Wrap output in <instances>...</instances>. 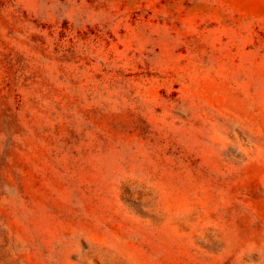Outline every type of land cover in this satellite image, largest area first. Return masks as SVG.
Wrapping results in <instances>:
<instances>
[{
  "label": "rangeland",
  "instance_id": "1",
  "mask_svg": "<svg viewBox=\"0 0 264 264\" xmlns=\"http://www.w3.org/2000/svg\"><path fill=\"white\" fill-rule=\"evenodd\" d=\"M0 264H264V0H0Z\"/></svg>",
  "mask_w": 264,
  "mask_h": 264
}]
</instances>
